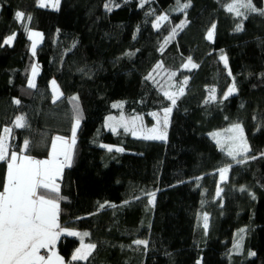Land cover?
<instances>
[{
  "label": "trees",
  "instance_id": "1",
  "mask_svg": "<svg viewBox=\"0 0 264 264\" xmlns=\"http://www.w3.org/2000/svg\"><path fill=\"white\" fill-rule=\"evenodd\" d=\"M109 2L60 0L49 10L39 0H0V134L12 129V150L28 140L25 154L45 158L52 137L71 136L78 108L72 165L59 182V222L87 232L84 244L96 247L87 260L72 261L81 240L62 234L58 255L71 264H264V15L229 13L233 0H190L183 11L177 0H111V11ZM253 4L264 9V0ZM161 14L168 21L154 29ZM31 31L42 36L34 55ZM9 36L13 43L4 44ZM34 62L39 74L30 88ZM181 87L165 142L104 128L119 112L116 102L150 126L147 115L169 106L164 91ZM17 116L26 127L15 128ZM236 123L251 151L233 160L212 134L231 135L224 130ZM229 165L219 183L218 170ZM5 173L1 162L0 191Z\"/></svg>",
  "mask_w": 264,
  "mask_h": 264
},
{
  "label": "snow or ice",
  "instance_id": "2",
  "mask_svg": "<svg viewBox=\"0 0 264 264\" xmlns=\"http://www.w3.org/2000/svg\"><path fill=\"white\" fill-rule=\"evenodd\" d=\"M58 3V0H56ZM109 4L105 7L111 11ZM39 6H47L43 0H39ZM55 7V4L53 5ZM177 7L179 11H183L190 7V0L188 3H181L177 0ZM226 11L234 13L236 16H243L245 12H259L264 15V9H257L253 4V0H233L232 3L225 5ZM243 10V11H242ZM15 17L17 20L24 17V13L16 12ZM31 19V17H28ZM167 16L157 17V23L153 24V27H159V21L167 20ZM184 22H182L183 24ZM177 25L176 28L182 26ZM208 31L207 38L211 39L213 36V29ZM241 29V25H237V31ZM176 29L172 31V35L175 34ZM39 33H30L29 39L34 36H39ZM171 38V36L165 38V43ZM14 36H9L4 40V44H11ZM33 51H35V41L33 40ZM163 47V45L161 46ZM227 67V60L225 57H221ZM191 63V58H189ZM157 69L162 67L158 64ZM187 67V65H185ZM192 67H196L195 64ZM33 75L36 73V68L33 66ZM153 71H156L154 69ZM171 75H175L172 73ZM152 74L149 73L145 79H150ZM54 86V92H58L55 88V81L52 82ZM186 83V80H185ZM28 86L30 88L36 87L33 79H29ZM235 91V87L228 89V94ZM184 92L183 87L179 88L178 92L164 91V96L171 101L172 105L176 104L179 95ZM58 98V97H54ZM73 101L77 100V97L71 98ZM214 99V97H213ZM19 103V101H15ZM113 107H122V105H113ZM172 111L171 107H165L163 109L162 128L161 121L157 120V124L152 128H140L139 131L143 134V138L147 140H165L166 130L168 126V117ZM154 117L156 113H152ZM140 117H133L131 120H125L123 116L119 120L114 117H108L106 121V127L111 128L113 132H116L117 127H123L125 132H131L132 135H137L136 121L140 120ZM80 117L77 108V116L71 128V138H65L61 136L52 137L51 151H49L46 159H36L30 155H26V150L29 147V141L25 140L23 147L19 149V152L12 150V145L7 142V137L11 135L12 129L4 128L3 133L0 134V162L6 163V173L3 179L2 191H0V264H65L63 257L55 252L56 241L62 234L68 236H80V247L72 253V261H84L91 255L92 250L96 247L95 244H84L83 237L88 236L87 232L78 233L76 231L69 230L63 227L59 222V200L60 197V185L58 183L61 174L66 167H71L73 160V148L76 143V132L79 127ZM15 128L26 127L25 118L17 116L14 121ZM226 133H230L226 137L228 143L227 155L232 157L233 160L237 156H243L251 151L247 141L244 138L243 128L239 123L233 124L231 128L224 130ZM216 139L218 145H222V141L218 139L221 133L212 134ZM108 147V146H103ZM109 151H112L111 147H108ZM223 150V147H222ZM116 151H123L121 148H117ZM264 156V153H261ZM62 157V158H61ZM255 159L256 157H251ZM243 163V160L237 161ZM229 166L219 169L221 180L226 178V173L229 171ZM199 179V178H197ZM219 188L217 194L219 195ZM149 196V204L154 203L155 193L147 194ZM139 197H137L138 199ZM127 203V202H126ZM101 208L104 205H100ZM204 227L207 229V215L204 216ZM243 232V229H241ZM136 245L147 246V241L135 240ZM236 248L240 245L237 243ZM41 250H44L42 253ZM254 255V253H249ZM71 264V262H69Z\"/></svg>",
  "mask_w": 264,
  "mask_h": 264
},
{
  "label": "rangeland",
  "instance_id": "3",
  "mask_svg": "<svg viewBox=\"0 0 264 264\" xmlns=\"http://www.w3.org/2000/svg\"><path fill=\"white\" fill-rule=\"evenodd\" d=\"M137 1H139L140 2V4L141 5H144L146 2H148L149 0H137ZM43 2L47 5V6H45V7H41V8H45V9H49V10H56L57 8H58V6H59V3H60V0H58V3L56 2V0H43ZM55 4V7H53V5ZM40 7V6H39ZM160 16H166L165 14H161V15H159V16H157V17H160ZM157 17L154 19L155 21H154V23H157ZM166 21H168V19L167 20H161V21H159L158 23H159V27H153L154 29H158V28H160ZM153 23V24H154ZM33 32H35V33H39V32H36V31H31L30 33H33ZM29 33V34H30ZM40 34V33H39ZM213 37V36H212ZM28 38H29V35H28ZM212 39V38H211ZM210 39V40H211ZM33 40L35 41V51H36V49H37V47L40 45V43H41V41H42V36H41V34L37 37V36H34V37H32V39H29V41H30V52L34 55V53H35V51H33V47H32V45H33ZM12 43H13V41H12ZM11 43V44H12ZM11 44H8V45H11ZM33 66H35V68H36V73H35V75H33V71H32V69H33ZM39 74V68H38V66H37V64L34 62V64L31 66V68H30V72H29V79H33L34 80V82H35V80H36V78H37V75ZM29 81V80H28ZM53 81H51V84H50V88H51V93L53 94V96L54 97H57L55 94V92H54V86H53V83H52ZM55 88H57L58 89V86L56 85V83H55ZM53 91V92H52ZM58 92H59V89H58ZM175 92H178V91H175ZM174 92V93H175ZM234 93H235V91H233ZM232 92V93H233ZM53 97V98H54ZM54 100H57V98H55ZM115 105H122V107H114V109H116V110H118L119 112L117 113V114H114V115H110V116H108V117H114L116 120H119L120 119V117L121 116H123L124 118H125V120H131L133 117H139V116H137V115H128V114H126V113H124V111H123V102H116V103H114ZM113 104V105H114ZM168 107H173V105L171 104V101L169 100V106ZM152 113H156L157 115L154 117L153 115H151ZM152 113H149L147 116H148V118L150 119V123H151V125L149 126H146V124H145V122L142 120V118L140 119V120H137L136 121V127H137V129H138V131H137V135H132V133L130 132V134H131V136L133 137V138H135V139H141V140H147V139H144L143 138V134L139 131V129L142 127V128H145V129H147V128H152L154 125H156L157 124V120H160L161 121V128H162V120H163V110H160V111H157V112H152ZM171 113H172V111H171ZM171 113H170V115H169V117H168V121H170V117H171ZM108 117H106V119H105V121H104V128L106 129V130H108V131H111L112 133H117L118 131H124V129H123V127H117V130H116V132H113L112 130H111V128H109V127H106L105 125H106V121L108 120ZM168 125H169V123H168ZM4 129V128H3ZM3 129H2V131H1V134L3 133ZM77 130H78V128H77ZM167 130H168V126H167ZM167 130H166V137H167ZM11 135H12V133H11ZM11 135L10 136H8L7 137V142L10 144V140H11ZM71 135H72V132H71ZM76 135H77V132H76ZM226 137L227 136H223V137H221L220 138V140L222 141V145H225V144H228L227 142H226ZM68 138H71V136L70 137H68ZM147 141H159V142H165L166 141V139L165 140H147ZM11 145V144H10ZM227 146V148H228V145H226ZM108 147H110V146H108ZM108 147H104L105 149H108ZM112 148V150L113 151H116V147H111ZM50 151H51V149H50ZM62 158V157H61ZM36 159H38V158H36ZM42 159V158H41ZM1 163V162H0ZM227 175H228V172L226 173V178L224 179V180H221V177H220V174H219V183H223V182H225L226 181V179H227ZM60 179V178H59ZM78 238L81 240V237L80 236H78ZM81 242V241H80ZM81 244V243H80ZM80 244H79V246L78 247H80ZM77 247V248H78Z\"/></svg>",
  "mask_w": 264,
  "mask_h": 264
},
{
  "label": "crops",
  "instance_id": "4",
  "mask_svg": "<svg viewBox=\"0 0 264 264\" xmlns=\"http://www.w3.org/2000/svg\"><path fill=\"white\" fill-rule=\"evenodd\" d=\"M47 157H45V158H42V159H46ZM39 159V158H38ZM65 169V168H64ZM64 171V170H63ZM62 174H63V172H62ZM62 174H61V177H60V179L58 180V183L60 182V180H61V178H62ZM68 236V235H67ZM60 238V237H59ZM58 241H59V239L56 241V246H57V243H58ZM55 252L57 253V251H56V247H55ZM58 254V253H57ZM65 264H69V263H66L65 262Z\"/></svg>",
  "mask_w": 264,
  "mask_h": 264
},
{
  "label": "built area",
  "instance_id": "5",
  "mask_svg": "<svg viewBox=\"0 0 264 264\" xmlns=\"http://www.w3.org/2000/svg\"><path fill=\"white\" fill-rule=\"evenodd\" d=\"M41 252L43 253V252H44V250H41Z\"/></svg>",
  "mask_w": 264,
  "mask_h": 264
}]
</instances>
